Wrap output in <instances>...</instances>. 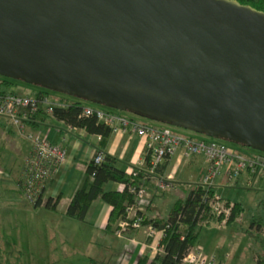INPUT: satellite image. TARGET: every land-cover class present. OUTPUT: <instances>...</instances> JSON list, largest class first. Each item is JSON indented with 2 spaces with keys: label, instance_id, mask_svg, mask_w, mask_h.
<instances>
[{
  "label": "water",
  "instance_id": "1",
  "mask_svg": "<svg viewBox=\"0 0 264 264\" xmlns=\"http://www.w3.org/2000/svg\"><path fill=\"white\" fill-rule=\"evenodd\" d=\"M0 76L264 152V11L0 0Z\"/></svg>",
  "mask_w": 264,
  "mask_h": 264
},
{
  "label": "crops",
  "instance_id": "2",
  "mask_svg": "<svg viewBox=\"0 0 264 264\" xmlns=\"http://www.w3.org/2000/svg\"><path fill=\"white\" fill-rule=\"evenodd\" d=\"M37 91L38 89L35 92ZM33 122H36V125L34 126L30 122V129H35L47 137L50 142L60 143L64 147L67 155L66 161L47 181L43 193H41L40 201L36 205L29 203L23 198L17 186V180L22 171L24 159L30 152V143L0 118V220L10 218L14 211L21 218L20 215L24 212L21 206L24 204L34 208L35 225L44 223L39 222L40 218L48 220L46 223L51 226L60 225L62 221L65 223V218L80 222L84 224L85 228H88L87 245L91 247L98 243L96 256L90 257L88 264L94 260L105 264H137L138 259L142 256L152 259L158 253L161 242L159 233L149 237L143 229H130L118 236L114 230L117 223L112 225L110 230H107L105 226L112 206L101 197L93 200L85 221L68 217L65 214L74 192L83 184L87 164L97 150H102L104 154L114 157L116 159L115 165L125 172L129 173L132 169H137L145 175L147 182L144 185L147 187V198L150 205L144 214L148 219L156 217L165 220L173 203L178 199H184L187 195L189 188L186 186L199 183L202 175L210 167V163L203 155H184L180 150H177L173 156L158 166L154 174H150L147 162L149 156L144 151V141L135 133H111L103 140L100 134L89 133L84 128L77 127L68 130L64 121L53 116H49L46 120L35 118ZM152 124L155 125L154 122ZM174 131L183 135L197 136L190 130L179 131L174 129ZM246 152L249 153V151ZM226 171V166L220 168V174L214 179L213 188L216 193L232 202L237 200H232L223 194L226 188H233L238 185L248 186L254 181L261 184L263 179L262 174L242 171L233 181L229 182L226 178ZM168 176H171L173 189H159L155 184V179L157 177L167 178ZM118 184L115 181H108L104 185V191L118 190ZM167 195L173 197V203L168 213L162 215L158 208ZM47 201H50L51 204L56 202L55 207L46 206ZM253 219L249 220L251 228L253 227L251 224ZM16 220L14 217V221ZM35 225L34 227H36ZM224 225L217 226L221 228ZM251 228L245 229L246 233L251 231ZM95 236L98 240H95ZM250 239L249 237L248 240ZM18 250L20 254L23 248ZM228 257L229 254H225L216 259L217 262L222 263V260Z\"/></svg>",
  "mask_w": 264,
  "mask_h": 264
},
{
  "label": "built area",
  "instance_id": "3",
  "mask_svg": "<svg viewBox=\"0 0 264 264\" xmlns=\"http://www.w3.org/2000/svg\"><path fill=\"white\" fill-rule=\"evenodd\" d=\"M38 92H40L39 95L21 94L14 91L0 92V118L4 119L30 143V152L24 159L17 186L23 198L34 205L40 201L47 181L65 163L67 157L66 150L60 143H52L35 129H30V122L35 120V114L39 112L40 108L52 115L54 107L64 105L59 101L61 97L40 89ZM82 104V116H94L113 134L135 133L144 141V151L149 156L148 172L150 174H154L158 166L173 156L177 150H180L184 155L201 154L210 163L208 171L194 186L213 187L214 179L220 174L222 166L227 167L226 178L229 182L233 181L242 171L264 174V152L247 153L223 140L213 137L206 138L203 135L195 134L196 132L193 134L197 136L181 135L175 132L169 124L157 123L158 121L130 111H122L104 105H92L83 101ZM64 124L68 130L77 128L70 123L64 122ZM92 159L96 164L101 163L104 159L103 151L97 150ZM129 173H135L134 169ZM155 184L163 190H170L174 187L171 176L157 177ZM117 189L119 191L128 189V192L134 195V201L126 205L124 215L118 220L115 229L116 235L121 236L129 229H143L147 236H155L159 233L162 239L165 235L164 228H157L152 224L141 226L144 206L148 204L147 187L144 184L130 185L121 182ZM208 204L212 213L221 218L218 220L219 225L226 224L234 202L215 193L208 199ZM158 253H163L161 246L158 247ZM217 263L215 257L206 258L195 245L187 250L181 261V264Z\"/></svg>",
  "mask_w": 264,
  "mask_h": 264
},
{
  "label": "rangeland",
  "instance_id": "4",
  "mask_svg": "<svg viewBox=\"0 0 264 264\" xmlns=\"http://www.w3.org/2000/svg\"><path fill=\"white\" fill-rule=\"evenodd\" d=\"M7 80L9 85L6 87L1 84V90L7 88V91L31 95L37 89H47L19 79L7 78ZM48 92L54 96L73 99L53 90H48ZM83 102L101 105L84 100ZM171 127L179 131H189L180 127ZM203 136L210 138L206 135ZM233 146L245 152H258V150L240 144ZM262 177L261 184L254 181L248 186L238 185L225 189L223 194L232 200L241 202L243 210L233 222L221 228L217 226L219 225L218 221H213L201 229L195 247L199 248L206 258H219L229 254L227 259L222 260V264H259L257 259L260 252L259 244L253 239L248 240L249 237L245 229L251 228L249 225L251 218H259L264 221V174ZM194 185L196 184L187 185L186 188L190 189ZM172 203L173 197L165 196L164 202L158 208L159 212L166 215ZM149 205L148 202L144 206L145 211ZM21 207L25 212L20 215L21 218L14 211L10 218L0 220V264H88L89 258L96 256L98 243L93 244L92 248L87 245L86 238L89 232L84 224L65 218V223L62 221L60 225L51 226L46 223L48 220L40 218L39 222L44 223L35 225L34 208L24 204ZM14 217L17 219L16 221H14ZM251 229L254 231L255 227L253 226ZM259 233H264V227L260 229ZM95 240H98L96 236ZM19 248H23L20 254L18 253Z\"/></svg>",
  "mask_w": 264,
  "mask_h": 264
},
{
  "label": "trees",
  "instance_id": "5",
  "mask_svg": "<svg viewBox=\"0 0 264 264\" xmlns=\"http://www.w3.org/2000/svg\"><path fill=\"white\" fill-rule=\"evenodd\" d=\"M237 1L245 5H250L257 10L264 11V0ZM1 84L6 87L9 85V81L6 77L0 76V85ZM40 90L47 92L49 89L41 88ZM6 91L7 88L0 89V92ZM34 94L39 95L40 92L37 91ZM65 95L73 99L61 97L59 101L64 105L54 107L52 115L47 114L40 108L39 112L35 114V118L46 120L49 116H53L75 127L84 128L89 133L100 134L103 140L111 134L110 129L98 122L94 116L86 117L81 115L83 108L82 101L84 99L68 94ZM31 124L35 126L36 122H31ZM221 140L224 141L225 139ZM225 141L231 145L240 144L228 140ZM240 145L246 147L244 144ZM115 164L116 159L106 154H104V159L99 164L94 163L93 159L89 161L83 184L76 189L66 209L65 214L68 217L85 221L91 203L97 197H101L112 206L105 226L106 229L110 230L111 226L118 222L124 215L126 205L133 203L134 195L128 192V189H124L123 191H104L105 183L108 181H115L118 183L124 182L130 185H137L146 183L147 178L137 169H134L135 173H127L123 169L118 168ZM215 193L216 191L213 187L204 188L197 185L189 189L184 199H178L173 203L168 217L165 220L156 217L148 219L145 214H142L143 221L141 226L152 224L157 228H164L165 235L160 242L163 253H157L152 259H149L147 256H142L138 259L137 264H181L182 258L187 250L196 244L201 228L208 226L213 221L221 219L212 213L208 204V199ZM55 204L56 202L51 204L50 201L45 203L46 206L52 208L55 207ZM242 210L243 207L241 202L235 201L226 224L233 222L240 215ZM251 224L255 226V231H247V236L259 244L260 252L257 259L259 264H264V233H259L260 229L264 227V221L259 218H254ZM91 264L105 263L94 260L91 261ZM217 264L222 263L218 262Z\"/></svg>",
  "mask_w": 264,
  "mask_h": 264
},
{
  "label": "bare ground",
  "instance_id": "6",
  "mask_svg": "<svg viewBox=\"0 0 264 264\" xmlns=\"http://www.w3.org/2000/svg\"><path fill=\"white\" fill-rule=\"evenodd\" d=\"M43 193V192H42Z\"/></svg>",
  "mask_w": 264,
  "mask_h": 264
}]
</instances>
